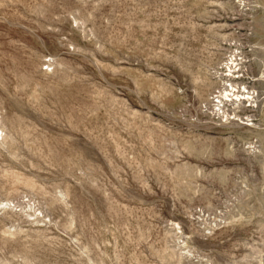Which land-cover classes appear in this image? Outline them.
Wrapping results in <instances>:
<instances>
[{
    "label": "rangeland",
    "instance_id": "374dc122",
    "mask_svg": "<svg viewBox=\"0 0 264 264\" xmlns=\"http://www.w3.org/2000/svg\"><path fill=\"white\" fill-rule=\"evenodd\" d=\"M0 130V264H264V0H0Z\"/></svg>",
    "mask_w": 264,
    "mask_h": 264
},
{
    "label": "built area",
    "instance_id": "2783aa9c",
    "mask_svg": "<svg viewBox=\"0 0 264 264\" xmlns=\"http://www.w3.org/2000/svg\"><path fill=\"white\" fill-rule=\"evenodd\" d=\"M237 51L238 50H233V52H229L222 65L214 69L216 79H225L227 83L225 87L216 89L211 100L204 108L205 113L220 124L240 123L239 118L249 123L253 120L252 116L243 114L245 109H253L255 107V105H253L255 93H253L254 91L249 85L244 84V54ZM245 87L247 88L246 90H244ZM224 90H227L226 98L222 95ZM248 93H250L252 97L250 100L247 99L248 95L246 94ZM241 94H243V96H241Z\"/></svg>",
    "mask_w": 264,
    "mask_h": 264
},
{
    "label": "bare ground",
    "instance_id": "6f19581e",
    "mask_svg": "<svg viewBox=\"0 0 264 264\" xmlns=\"http://www.w3.org/2000/svg\"><path fill=\"white\" fill-rule=\"evenodd\" d=\"M218 79H220V80H218ZM198 80V79H197ZM217 80H218V82L220 81V83H219V86L220 87H224L225 85H226V81H225V79H222V78H217ZM202 83V82H201ZM216 83V82H215ZM213 85V84H212ZM247 88L245 87L244 88V90H246ZM250 92V91H249ZM223 94V97L224 98H226V94H227V90H224L223 92H222ZM254 93V92H253ZM246 95H248V97H247V99L248 100H250V99H252V97L250 96L251 94L250 93H248V94H246ZM241 96H243V94H241ZM211 98V97H210ZM246 98V97H245ZM256 103V100L254 101V103H253V105ZM256 105V104H255ZM224 113H225V111H224ZM226 114V113H225ZM244 123V122H243ZM252 126H254V125H252ZM0 131H2V130H0ZM3 132V131H2Z\"/></svg>",
    "mask_w": 264,
    "mask_h": 264
}]
</instances>
